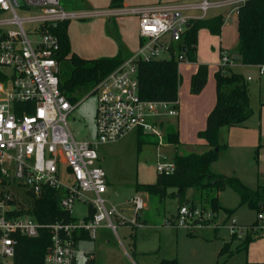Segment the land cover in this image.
Listing matches in <instances>:
<instances>
[{
  "label": "built area",
  "instance_id": "2783aa9c",
  "mask_svg": "<svg viewBox=\"0 0 264 264\" xmlns=\"http://www.w3.org/2000/svg\"><path fill=\"white\" fill-rule=\"evenodd\" d=\"M247 1L188 0L70 12L59 0H0V264H15L21 239L43 238L47 240L44 264H77L83 236L95 240L103 222L114 233L126 223L119 211L107 207L108 180L100 166L99 148L132 133L155 136L161 146L165 118L179 116L178 101L141 98L138 63L173 59L179 67L190 61L183 42L186 31L210 18L211 12L223 21V14L238 16ZM124 15L138 19L137 52L96 86L95 137L77 141L67 125L77 106L59 89L60 43L52 29L72 20ZM234 65L231 55L219 53L218 71ZM263 72L264 66L259 67V75ZM174 169L171 161L159 155L157 174L169 175ZM50 192L58 196L59 208L72 220L41 223L32 215L35 203ZM75 203L94 209L93 216L74 218ZM130 203L136 215L130 224L138 226L145 202L132 198ZM199 217V210L184 205L177 221L166 224L177 227Z\"/></svg>",
  "mask_w": 264,
  "mask_h": 264
},
{
  "label": "rangeland",
  "instance_id": "374dc122",
  "mask_svg": "<svg viewBox=\"0 0 264 264\" xmlns=\"http://www.w3.org/2000/svg\"><path fill=\"white\" fill-rule=\"evenodd\" d=\"M59 1L70 12L105 11L110 5V0ZM184 1L123 0V8ZM214 13L211 12L209 16ZM237 22L238 16L225 21L218 38L204 30L200 31L196 61L179 64L180 115L176 118L166 117L165 128L176 130L179 141L185 146L175 147L164 141L158 146L155 136L135 133L126 135L116 143L100 146V166L108 180L104 195L107 207L119 211L126 223L117 226L114 233L106 229L103 222L95 240L81 242L77 264H85L89 256H93L94 264H161L163 260L171 259H176L177 264H264V213L241 203L233 189L227 187L220 192L218 199L221 209L217 213L201 205L199 191L189 189L186 201L180 207L194 205L200 211V217L177 227L166 224L167 220L176 222L178 219L180 201L170 196L177 194L176 190H168L170 195L163 201L135 190V185L155 183L159 155L170 161L175 152L202 153L208 149L204 146L201 134L205 129L206 117L215 104L214 73L218 71L219 48L229 55L236 51ZM135 25L136 17L127 15L72 20L67 26L71 52L84 59L114 58L124 55L127 45L125 55L130 58L139 46ZM199 64L208 68L207 84L199 94H193L190 91V79ZM231 70L238 72L240 68L232 67ZM255 74V78L248 80L253 114L245 122V127L219 128L216 141L225 147L220 150L218 159L209 166L211 173L236 177L250 190L264 185V161L259 148V105L264 86H260L262 76L258 75L259 72ZM96 105V94L84 96L68 116L67 125L75 140L94 139ZM138 139L147 141L138 148ZM132 198H142L145 202V208L138 214V226L130 224L136 218L135 209L130 203ZM87 209L86 205L75 203L71 215L82 219L87 215ZM258 216L262 219H258ZM232 231L235 235H232ZM248 235L252 240L246 244Z\"/></svg>",
  "mask_w": 264,
  "mask_h": 264
},
{
  "label": "trees",
  "instance_id": "16d2710c",
  "mask_svg": "<svg viewBox=\"0 0 264 264\" xmlns=\"http://www.w3.org/2000/svg\"><path fill=\"white\" fill-rule=\"evenodd\" d=\"M123 8V0H110L109 9ZM69 22L60 23L52 29L60 43L59 89L72 105H77L80 98L94 94L96 86L110 73L117 69L126 59L122 56L114 58L84 59L73 54L67 37ZM223 26L222 16L212 15L210 18L195 22L183 36L186 54L191 61H196L195 51L198 33L205 30L213 37H220ZM237 54L245 66H264V0H248L238 10L237 22ZM139 94L144 100L178 101L179 74L178 64L173 60L138 63ZM208 68L198 65L190 79V91L199 94L206 86ZM215 104L208 113L205 129L201 134L204 146L208 149L202 153L175 152L170 161L175 169L172 174H157L151 185H135L138 192L147 193L160 201L169 197L168 190H176L171 194L179 199V207L186 201V192L195 189L200 192V203L217 213L221 207L218 196L225 188L233 189L240 197L241 203L264 213V185L250 190L236 177H225L211 173L209 166L216 161L221 149L216 139L221 127H244L247 119L253 114L250 105L248 81L242 73L228 70L214 73ZM147 140L138 139V148ZM163 141L171 146L179 147L180 141L176 130H167ZM217 149V152L215 151ZM55 193L46 194L35 203L32 215L41 223L56 220L70 221L72 218L58 206ZM193 208L194 205H192ZM94 209H88V217H92ZM86 240V237L83 236ZM252 240L248 235L246 244ZM247 246V245H246ZM47 247L46 238L39 240L21 239L17 247L15 264H44L43 257ZM85 264H94L87 260ZM161 264H177L176 259L163 260ZM252 264V263H247Z\"/></svg>",
  "mask_w": 264,
  "mask_h": 264
},
{
  "label": "crops",
  "instance_id": "0c3cea01",
  "mask_svg": "<svg viewBox=\"0 0 264 264\" xmlns=\"http://www.w3.org/2000/svg\"><path fill=\"white\" fill-rule=\"evenodd\" d=\"M186 1H188V0H186ZM166 4H168V3H166ZM166 4H163V5H166ZM159 5V4H158ZM214 15H216V13H214ZM224 15V21H223V25H224V22L225 21H228V20H230L232 17H237V16H235L234 14H230V15H228V14H223ZM136 27V30H137V34H138V19L136 18V25H135ZM202 31V30H201ZM205 31V30H204ZM200 32V31H199ZM237 35H238V33H237ZM139 37V36H138ZM237 42H238V40H237ZM128 50V47H127V45H126V48H124V52L126 53V51ZM221 51H225V50H223V49H221V48H219V53L221 52ZM226 52V51H225ZM125 53H124V55H122V57L123 58H125L126 60L128 59V58H126V55H125ZM233 58L234 57H236V56H238V59L237 60H235V65H234V67H237V68H240V71H238V72H240V73H250V74H253L252 76H253V78H255L256 77V74L255 73H258L259 72V67H257V66H245V65H243L242 63H241V60H240V56L237 54V47H236V51L231 55ZM200 65V64H199ZM198 67V66H197ZM197 69V68H196ZM196 72V71H195ZM259 75V74H258ZM259 76H262V83L260 84V86L261 85H263L264 86V72H263V74L262 75H259ZM248 81V80H247ZM207 84V83H206ZM214 92H215V87H214ZM178 97H179V94H178ZM251 105V104H250ZM260 110H261V112H260V116H261V124H260V132H259V136H260V139H259V148L261 149V151H260V155H261V159L264 161V94H263V97H262V99H261V102H260ZM179 115H180V112H179ZM179 117V116H178ZM244 127H245V124H244ZM180 145L181 146H185V144H183V143H181L180 142ZM260 161V160H259ZM140 227V226H139ZM107 229V228H106ZM81 242H83V241H81ZM81 242L79 243V246H80V244H81ZM91 258L94 260V258H93V256H91Z\"/></svg>",
  "mask_w": 264,
  "mask_h": 264
},
{
  "label": "water",
  "instance_id": "95a60500",
  "mask_svg": "<svg viewBox=\"0 0 264 264\" xmlns=\"http://www.w3.org/2000/svg\"><path fill=\"white\" fill-rule=\"evenodd\" d=\"M183 51H184V50H183ZM234 59L237 60V59H238V56L234 57ZM242 75H243V77L246 78V79H247V78H253V76H254L253 74H250V73H243ZM252 75H253V76H252ZM215 151L217 152V149H215Z\"/></svg>",
  "mask_w": 264,
  "mask_h": 264
}]
</instances>
